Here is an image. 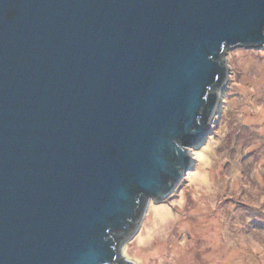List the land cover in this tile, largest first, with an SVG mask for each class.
Returning <instances> with one entry per match:
<instances>
[{
  "label": "water",
  "instance_id": "1",
  "mask_svg": "<svg viewBox=\"0 0 264 264\" xmlns=\"http://www.w3.org/2000/svg\"><path fill=\"white\" fill-rule=\"evenodd\" d=\"M264 0H0V264H135Z\"/></svg>",
  "mask_w": 264,
  "mask_h": 264
},
{
  "label": "rangeland",
  "instance_id": "2",
  "mask_svg": "<svg viewBox=\"0 0 264 264\" xmlns=\"http://www.w3.org/2000/svg\"><path fill=\"white\" fill-rule=\"evenodd\" d=\"M225 58L229 72L210 123L208 132L211 133L190 149V169L169 198L159 203L150 200L137 231L122 245L123 257L135 264H217L212 259V262L204 261L201 234L205 194H210V210L215 209V182L221 183L227 168V165L222 167L218 158L227 156V149L239 156L250 150L251 144L242 140L240 132L246 133V139L252 132L256 135L252 144H262L264 149V46L228 49ZM234 146L235 152L231 150ZM263 155L264 151L258 158L260 163L264 162ZM237 162L233 158L234 169L225 174L230 183L237 175ZM255 204L259 205V200ZM211 222L210 234L215 230V223ZM258 224L262 225L260 221ZM246 240L240 236L238 247L243 246L244 252L233 264H264V246L254 247L250 242L246 249L243 245ZM251 248L256 251L254 257H251Z\"/></svg>",
  "mask_w": 264,
  "mask_h": 264
},
{
  "label": "flooded vegetation",
  "instance_id": "3",
  "mask_svg": "<svg viewBox=\"0 0 264 264\" xmlns=\"http://www.w3.org/2000/svg\"><path fill=\"white\" fill-rule=\"evenodd\" d=\"M209 133L211 132H208L206 136ZM241 135L243 137L242 140L251 144L250 150L239 156L234 151V146L231 150L235 154L227 149L225 152L228 155L222 157L223 159L221 156L218 158L222 167L227 165L225 171H227L228 167L230 168L227 173L223 171L221 183L220 181L215 182L212 178V181L216 183L215 209L210 210V194L209 192L205 194L206 198L202 205L205 214H203L202 220L204 225L201 240L204 245L202 257L206 262L214 260L217 264H233L237 259H240L242 252H244L243 246L240 245L241 247H238V243L241 244L240 236H244L247 239L245 241L246 244H243L246 245V249L249 247L250 242L254 247L262 248L264 246V211L262 212L261 210L264 208V162L260 163L258 161L264 149L262 144H252L254 142L252 140L256 136L252 132H249L248 139L245 138V132H240V137ZM222 149L224 148L222 147ZM233 158L238 160V167L237 175L235 178H231L232 183H230L229 177H226L225 174L227 175L230 169L231 172L234 169V165L231 164ZM212 188L214 189V183ZM258 200L259 205H256L255 203ZM247 219L248 223H246ZM210 221L215 223L213 226L215 230L211 234V231L208 230L211 226L209 224ZM253 221L255 224L252 226ZM258 221L262 225L258 224ZM209 235H213V237L211 238ZM187 238H191L190 234L187 235ZM251 252V257L256 256V251L254 252L252 248Z\"/></svg>",
  "mask_w": 264,
  "mask_h": 264
}]
</instances>
